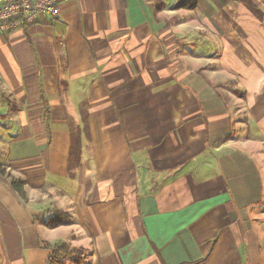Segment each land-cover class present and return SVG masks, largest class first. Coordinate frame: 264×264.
Returning a JSON list of instances; mask_svg holds the SVG:
<instances>
[{"label": "crops", "instance_id": "0c3cea01", "mask_svg": "<svg viewBox=\"0 0 264 264\" xmlns=\"http://www.w3.org/2000/svg\"><path fill=\"white\" fill-rule=\"evenodd\" d=\"M198 2L66 0L0 33V264L59 243L84 264H264V0Z\"/></svg>", "mask_w": 264, "mask_h": 264}, {"label": "trees", "instance_id": "16d2710c", "mask_svg": "<svg viewBox=\"0 0 264 264\" xmlns=\"http://www.w3.org/2000/svg\"><path fill=\"white\" fill-rule=\"evenodd\" d=\"M198 0H178V4L175 7L176 9H196L198 7ZM82 113V112H81ZM82 118V123L83 127L79 128V130H73V138H72V145H71V150H70V157H69V173L71 177H74V172L75 170L79 167L81 163V158H82V139H81V134L84 131V134H88L90 131V126L88 124L89 120V113L84 112L81 115ZM11 182V187L19 192V195H21L23 198L25 197L24 195V187L26 186L25 181L20 180H15L12 179ZM72 217L70 216L69 213H66L64 211H58L56 212L51 219H49V222L47 223L49 227L52 228H58L60 226H68L73 223ZM63 248V253L65 252L64 257H60L58 254L60 252L53 251L51 255L52 263L53 264H65V260L62 261L63 259H69L71 260L72 264H84L86 260V253L83 249H76L75 251H70V247L66 243H62L58 245L56 248ZM53 248V247H52ZM58 255V256H57Z\"/></svg>", "mask_w": 264, "mask_h": 264}, {"label": "built area", "instance_id": "2783aa9c", "mask_svg": "<svg viewBox=\"0 0 264 264\" xmlns=\"http://www.w3.org/2000/svg\"><path fill=\"white\" fill-rule=\"evenodd\" d=\"M66 0H0V33H10L24 25L47 18H59Z\"/></svg>", "mask_w": 264, "mask_h": 264}, {"label": "rangeland", "instance_id": "374dc122", "mask_svg": "<svg viewBox=\"0 0 264 264\" xmlns=\"http://www.w3.org/2000/svg\"><path fill=\"white\" fill-rule=\"evenodd\" d=\"M257 229H259L260 231H261V229H264V227H262L261 226V224H260V226H258V228ZM60 244H62V243H59V244H57V245H54L53 246V248H52V252L53 251H57V252H60L58 255L60 256V257H64L65 256V252L63 253V248H56V250H55V247H58V245H60ZM67 245H68V243H66ZM69 247H70V251L72 252V251H75L76 249H78V248H75L73 245H68ZM76 252V251H75ZM57 255V256H58ZM65 260V264H72L71 263V260H69V259H63L62 261H64ZM53 264V263H52Z\"/></svg>", "mask_w": 264, "mask_h": 264}]
</instances>
